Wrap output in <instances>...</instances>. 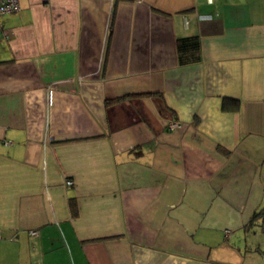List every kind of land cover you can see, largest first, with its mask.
Here are the masks:
<instances>
[{"label": "crops", "instance_id": "0c3cea01", "mask_svg": "<svg viewBox=\"0 0 264 264\" xmlns=\"http://www.w3.org/2000/svg\"><path fill=\"white\" fill-rule=\"evenodd\" d=\"M19 5L0 264H264V0Z\"/></svg>", "mask_w": 264, "mask_h": 264}, {"label": "built area", "instance_id": "2783aa9c", "mask_svg": "<svg viewBox=\"0 0 264 264\" xmlns=\"http://www.w3.org/2000/svg\"><path fill=\"white\" fill-rule=\"evenodd\" d=\"M19 7H20L19 0H0V15L17 11ZM81 78L82 77L79 76V79ZM179 126H180V123L177 121H170L168 123V127L170 128L179 127ZM66 182L71 183V180H67ZM0 236H1V233H0Z\"/></svg>", "mask_w": 264, "mask_h": 264}, {"label": "trees", "instance_id": "16d2710c", "mask_svg": "<svg viewBox=\"0 0 264 264\" xmlns=\"http://www.w3.org/2000/svg\"><path fill=\"white\" fill-rule=\"evenodd\" d=\"M113 100H118V98H115V99H113ZM108 101H109V100H108ZM110 101H112V99H111ZM223 108H228L227 102H224V104H223Z\"/></svg>", "mask_w": 264, "mask_h": 264}]
</instances>
